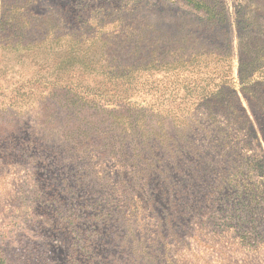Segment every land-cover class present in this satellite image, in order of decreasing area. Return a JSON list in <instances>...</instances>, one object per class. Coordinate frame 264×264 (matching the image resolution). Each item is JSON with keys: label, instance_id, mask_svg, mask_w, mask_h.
<instances>
[{"label": "rangeland", "instance_id": "rangeland-1", "mask_svg": "<svg viewBox=\"0 0 264 264\" xmlns=\"http://www.w3.org/2000/svg\"><path fill=\"white\" fill-rule=\"evenodd\" d=\"M0 264H264V0H0Z\"/></svg>", "mask_w": 264, "mask_h": 264}, {"label": "trees", "instance_id": "trees-1", "mask_svg": "<svg viewBox=\"0 0 264 264\" xmlns=\"http://www.w3.org/2000/svg\"><path fill=\"white\" fill-rule=\"evenodd\" d=\"M152 90L154 91V89H151V88L149 89V91H152Z\"/></svg>", "mask_w": 264, "mask_h": 264}]
</instances>
